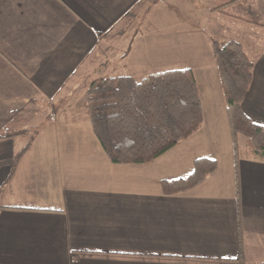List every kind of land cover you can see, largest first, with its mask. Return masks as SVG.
<instances>
[{"label":"crops","instance_id":"1","mask_svg":"<svg viewBox=\"0 0 264 264\" xmlns=\"http://www.w3.org/2000/svg\"><path fill=\"white\" fill-rule=\"evenodd\" d=\"M142 2L0 0V264H264V160L235 161L211 39L169 69L194 73L197 132L147 164L111 162L93 132V81L167 71L117 37ZM225 12H210L236 30L221 42L254 64L243 111L264 125V0ZM198 158L217 171L165 195Z\"/></svg>","mask_w":264,"mask_h":264},{"label":"trees","instance_id":"2","mask_svg":"<svg viewBox=\"0 0 264 264\" xmlns=\"http://www.w3.org/2000/svg\"><path fill=\"white\" fill-rule=\"evenodd\" d=\"M241 0H224L210 12L226 13ZM134 15V13H133ZM226 104L235 161L241 156L264 160V125L252 122L242 104L253 81L254 64L236 40L211 39ZM89 119L102 149L113 163L147 164L197 132L203 123L201 100L191 69L167 70L139 81L116 76L92 82L85 93ZM245 139L238 149L237 137ZM5 136H0L4 138ZM217 161L198 158L180 178L162 180L165 195L191 190L217 171ZM242 254V248L240 249Z\"/></svg>","mask_w":264,"mask_h":264},{"label":"rangeland","instance_id":"3","mask_svg":"<svg viewBox=\"0 0 264 264\" xmlns=\"http://www.w3.org/2000/svg\"><path fill=\"white\" fill-rule=\"evenodd\" d=\"M224 0H143L129 27L117 32L119 41L127 44L136 39L133 56H149L154 69L183 67L196 53L210 48L209 40L222 41L236 35L229 21L212 17L210 9ZM216 19V20H213ZM136 38H132L135 37ZM159 64H162L161 66ZM238 149L244 137H237Z\"/></svg>","mask_w":264,"mask_h":264}]
</instances>
